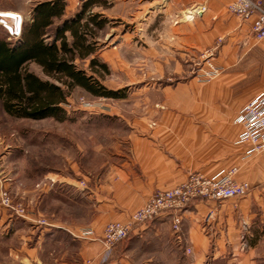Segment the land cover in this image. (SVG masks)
<instances>
[{
	"label": "rangeland",
	"instance_id": "rangeland-1",
	"mask_svg": "<svg viewBox=\"0 0 264 264\" xmlns=\"http://www.w3.org/2000/svg\"><path fill=\"white\" fill-rule=\"evenodd\" d=\"M45 1L0 0V36L6 35L9 41L17 39L8 35L5 26L12 25L16 15L21 17L23 24L28 23L33 6ZM85 1L64 0L63 18L74 16ZM88 12L106 21L100 30L92 27L96 33L89 43L95 42L97 50L86 59H77L76 64L87 72L91 58L105 64L107 71L96 66L94 75L104 88L120 93L119 97H95L75 88L64 105V122L52 118L14 119L0 107V222L20 224L29 217L45 226L57 219L74 227L73 234L90 230L93 234L90 239H76L95 241L100 251L93 259L73 260L74 264H107L115 259V251L121 255L127 253L129 264H184L191 258L192 250L183 246L186 237L181 227V241L177 239L171 228V217L164 222L153 220L131 225L126 240L116 244L111 258L103 262L105 227L129 222V216L136 211L124 221L107 218L96 228V219L109 210L101 208L100 211L92 194L110 200L108 188L120 180L121 171H127L135 139L143 132L149 134L156 130L159 118L190 116L195 111L194 98L201 97L203 90L216 84L222 74L215 53L208 55L212 50L216 52L220 42L216 40L214 46L193 58L178 57L181 71L176 72L172 67L174 60L167 57V51L159 55L152 51L154 46L164 43L159 38L167 31L166 25L161 23L163 20L150 21L147 10L137 3L118 5L115 0H96ZM209 64L219 68L220 74L210 71ZM28 68L45 79L35 63ZM179 86L183 88L178 91ZM258 86V90L264 91V81ZM156 143L148 146L157 148ZM66 178L76 183L81 191L91 194L90 214L86 208L66 205L61 198L64 196L53 192L54 180ZM172 187L155 188L154 192ZM205 215L203 224L207 225ZM20 234L18 231L13 235ZM20 244L16 237L10 240V245ZM63 249L64 246L56 248L57 252ZM46 250L45 258L49 261L51 250ZM1 257V264H12L13 260H5L0 250Z\"/></svg>",
	"mask_w": 264,
	"mask_h": 264
},
{
	"label": "crops",
	"instance_id": "crops-1",
	"mask_svg": "<svg viewBox=\"0 0 264 264\" xmlns=\"http://www.w3.org/2000/svg\"><path fill=\"white\" fill-rule=\"evenodd\" d=\"M231 1L115 0L118 5L137 3L147 10L150 21L163 20L167 31L159 38L164 43H157L152 51L158 55L167 51L176 72L181 71L178 57L193 58L220 40L215 61L222 74L216 84L203 90L201 97L194 98L195 111L190 116L159 118L156 130L143 132L135 139L127 171H121L120 180L108 188L110 200L92 194L100 211L109 210L96 219L99 228L107 218L126 220L144 205L155 188L174 187L191 172L211 178L236 168V181L251 186L247 195L220 203L193 201L180 214L186 237L183 246L192 250L184 264H264V152L247 157L248 146L238 143L242 128L233 124L245 105L264 94L258 90L264 81V42L253 38L252 19L242 20L228 13ZM259 1L264 7V0ZM199 5H204L205 11L192 12ZM191 12L192 17H187ZM154 142L157 148L150 149L148 145ZM54 186L53 192L64 196L61 198L66 205L86 208L90 214L89 192L81 191L67 178L54 180ZM208 210H213V217L209 225H204ZM154 220L164 222L170 220V215ZM73 228L57 219L45 226L29 217L20 224L0 222V250L5 260H13L12 264H74L73 260L95 258L99 244L77 240ZM18 231L20 236H14ZM14 237L21 242L19 246L10 245ZM61 246L65 249L57 252ZM46 248L52 251L49 261L45 258ZM115 256L107 264H129L127 253L115 251Z\"/></svg>",
	"mask_w": 264,
	"mask_h": 264
},
{
	"label": "trees",
	"instance_id": "trees-1",
	"mask_svg": "<svg viewBox=\"0 0 264 264\" xmlns=\"http://www.w3.org/2000/svg\"><path fill=\"white\" fill-rule=\"evenodd\" d=\"M94 1L83 2L68 19L63 18L64 0L36 3L17 39L0 36V107L5 114L19 120L64 122V105L75 88L95 97H119L120 93L104 88L94 75L96 66L106 72L105 64L91 58L90 72L76 64L97 50L95 42L89 43L96 33L92 27L100 30L106 21L89 14ZM34 63L45 79L29 70Z\"/></svg>",
	"mask_w": 264,
	"mask_h": 264
},
{
	"label": "built area",
	"instance_id": "built-area-1",
	"mask_svg": "<svg viewBox=\"0 0 264 264\" xmlns=\"http://www.w3.org/2000/svg\"><path fill=\"white\" fill-rule=\"evenodd\" d=\"M204 5H199L192 12H204ZM228 13L242 20L252 19L251 32L256 41L264 42V7L259 0H232L227 6ZM192 12L187 17H192ZM12 25L5 26L10 37L17 38L20 34L23 20L16 15ZM220 42V40H218ZM214 50L208 55L213 56ZM210 71L215 75L220 74L219 68L209 64ZM234 125H240L242 132L238 143L248 146L246 156L264 152V94L255 97L252 102L245 105L233 121ZM237 169L230 168L219 176L208 178L201 173H192L181 184L164 191H155L145 205L129 216V222L111 223L104 229L105 240L103 242L102 261L109 260L114 246L126 240L129 236L131 225H140L153 221L161 215H170L172 231L181 241V217L180 213L193 201L224 202L226 199H238L247 195L251 186L247 182L236 181ZM212 213L208 212L204 223L209 224ZM75 238L90 239L92 232L84 230L80 234H72ZM188 252V250H187Z\"/></svg>",
	"mask_w": 264,
	"mask_h": 264
}]
</instances>
